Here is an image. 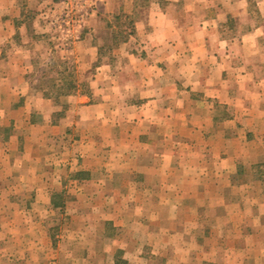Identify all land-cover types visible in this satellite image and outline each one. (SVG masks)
<instances>
[{
    "label": "crops",
    "instance_id": "1",
    "mask_svg": "<svg viewBox=\"0 0 264 264\" xmlns=\"http://www.w3.org/2000/svg\"><path fill=\"white\" fill-rule=\"evenodd\" d=\"M51 2L0 0V154L11 165L19 137L40 145L74 134L67 152L85 173L71 180L74 199L104 201L118 227L127 217L146 224L151 245L174 250L175 264L194 255L206 261L215 249L206 247V234L217 231L243 191L239 168L264 158V0L134 7L135 35L120 47L116 67L99 66L89 94L64 97L65 108L31 95L26 83L29 32H44ZM24 152L40 160L32 149ZM65 153L55 155L64 160ZM18 229L8 230L10 243L20 242Z\"/></svg>",
    "mask_w": 264,
    "mask_h": 264
},
{
    "label": "rangeland",
    "instance_id": "2",
    "mask_svg": "<svg viewBox=\"0 0 264 264\" xmlns=\"http://www.w3.org/2000/svg\"><path fill=\"white\" fill-rule=\"evenodd\" d=\"M50 1L44 32H29L31 72L26 83L31 95L40 94L65 108L64 97L89 94L90 79L99 66L116 67L120 47L135 35L134 7L151 0ZM108 4L116 5L114 12L106 11ZM117 4H131L133 9L118 11ZM72 138L74 134L68 133L62 144L51 135L39 145L19 137L11 165L0 154V264L11 253L10 264H128L129 259L135 260L129 264H175L174 250L159 252L151 245L146 224L127 217L125 226L118 227L102 209L104 201L74 199V192H79L71 180L85 173H77L75 161L69 158ZM31 149L39 161L32 162L24 152ZM56 151L66 152L64 160ZM37 164L40 169L35 168ZM238 182L243 191L231 202L230 214L221 216L217 231L205 236L206 247H215L206 253V264H264V158L250 169L242 165ZM52 202L62 205L55 208ZM11 226L19 228L20 242L10 243ZM122 244L126 247L119 248ZM195 258L186 264H203Z\"/></svg>",
    "mask_w": 264,
    "mask_h": 264
},
{
    "label": "trees",
    "instance_id": "3",
    "mask_svg": "<svg viewBox=\"0 0 264 264\" xmlns=\"http://www.w3.org/2000/svg\"><path fill=\"white\" fill-rule=\"evenodd\" d=\"M52 204H53V206L55 207V208H58V207H60L61 205L60 204H56V203H54V202H52Z\"/></svg>",
    "mask_w": 264,
    "mask_h": 264
}]
</instances>
